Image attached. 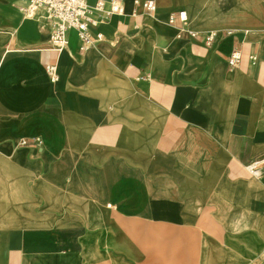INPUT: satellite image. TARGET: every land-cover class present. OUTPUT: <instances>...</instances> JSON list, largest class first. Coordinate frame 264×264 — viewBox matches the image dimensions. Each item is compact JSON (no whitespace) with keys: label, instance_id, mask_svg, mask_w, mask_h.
I'll list each match as a JSON object with an SVG mask.
<instances>
[{"label":"crops","instance_id":"1","mask_svg":"<svg viewBox=\"0 0 264 264\" xmlns=\"http://www.w3.org/2000/svg\"><path fill=\"white\" fill-rule=\"evenodd\" d=\"M135 1L58 53L0 0V264H264V0Z\"/></svg>","mask_w":264,"mask_h":264},{"label":"built area","instance_id":"2","mask_svg":"<svg viewBox=\"0 0 264 264\" xmlns=\"http://www.w3.org/2000/svg\"><path fill=\"white\" fill-rule=\"evenodd\" d=\"M22 10L26 15L32 16L40 9H45L48 19L52 24L51 49L61 52L68 47L69 32L76 30L80 39V48L85 50L104 38L103 33L94 35L92 29L100 23L106 21L112 15H120L125 11L123 0H23ZM136 5H141L145 10L154 13L157 10L155 0L135 1ZM188 19L186 10L171 12L168 22L171 24L184 23ZM195 38H202L205 45H211L217 34L214 31L199 33L190 31ZM241 60V52L238 49L232 51L228 57L230 66L235 67ZM46 72L52 82L59 79L58 66L56 63L48 64ZM41 144V140H38ZM27 140L22 139L21 144H26ZM247 171L254 177L261 178L264 175V155L256 157L245 164Z\"/></svg>","mask_w":264,"mask_h":264}]
</instances>
